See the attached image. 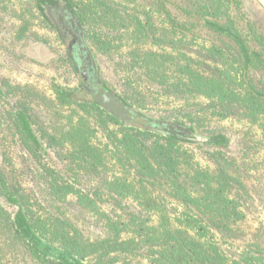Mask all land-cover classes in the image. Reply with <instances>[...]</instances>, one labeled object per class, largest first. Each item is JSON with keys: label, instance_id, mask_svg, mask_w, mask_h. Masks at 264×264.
<instances>
[{"label": "trees", "instance_id": "obj_1", "mask_svg": "<svg viewBox=\"0 0 264 264\" xmlns=\"http://www.w3.org/2000/svg\"><path fill=\"white\" fill-rule=\"evenodd\" d=\"M59 1L83 27V45H87L84 17L73 9V0H33L64 45L66 41L46 8ZM90 2L92 12L98 14L92 16L95 25L101 19L112 22L109 29H129L126 3ZM114 2L119 10L112 8ZM184 2L183 18L203 21L201 28L222 39L224 45H202L199 51L203 56L198 55L196 63L184 60L186 64L176 72L170 70L175 61L170 55L159 58L160 54H142L138 48L129 52L133 58L122 65L123 70L130 66L147 69L135 78L124 71V93L116 96L128 108L131 124L102 109L88 94L86 84L92 81L97 89L111 92L90 75L84 82L81 68L87 51L79 44L71 51L67 47L63 62L74 77H81L80 83L73 90L52 85L61 105L79 111L72 114L75 120L69 118L68 124L55 128L58 137L49 135L44 142L27 111L9 113L7 127L23 149L28 169L22 170L27 177L23 179L0 162V197L14 210L9 213L0 200V235L5 246L17 247L34 264H264V243L258 241V230H244L254 201L226 157L228 137L216 128L204 136L196 135L200 122L210 118L233 117L264 130V76L259 82L251 76L256 68L264 73L263 53L252 50L233 26L231 0ZM101 8L108 13L102 15ZM164 10L154 12L166 22ZM109 13L113 21H109ZM152 15L153 11L143 19L135 18L142 31L153 25ZM185 32L157 43L143 33L142 40L174 49L176 43L192 42L186 40ZM187 32L191 33L190 29ZM255 39L264 48V39ZM93 40L108 48L122 43L120 37ZM144 83L184 102L201 97L206 104L193 105L196 110L188 113V127L153 121L135 108V104L139 109L145 104ZM3 94L0 88V100ZM49 149L59 152L75 176L88 175L96 184L86 191L65 179L49 164Z\"/></svg>", "mask_w": 264, "mask_h": 264}, {"label": "rangeland", "instance_id": "obj_2", "mask_svg": "<svg viewBox=\"0 0 264 264\" xmlns=\"http://www.w3.org/2000/svg\"><path fill=\"white\" fill-rule=\"evenodd\" d=\"M121 1L124 5L126 3L129 9V17L126 18L128 30L109 29L108 24L112 22L108 23L107 20L101 19L97 20L96 26L92 16L98 14L92 12L94 10L90 6V0H73L72 3L76 13H80L84 17L83 24L88 35L86 36L87 45L84 46V41H82L79 46L83 45L81 50L87 51L86 58L89 57L93 64L89 75L93 80L98 78V81L111 92L110 95L115 97L123 95L124 86L121 79L126 74L135 78L136 75L147 73L145 67L139 66L125 67L123 70L122 65L131 62V57L133 58V56L130 57L129 52L135 51L136 48L142 50V54L150 52L151 54H160L159 58L166 54L174 57L175 61L169 67L172 72L174 70L176 72L186 64L184 60L192 59L196 63L198 55L203 56L204 53L199 51L202 45L208 46L212 43L218 46L224 45L222 39L213 36L205 28H201L203 21L195 19L186 21L183 18L181 8L185 6L184 0H163V2L160 0L161 3L158 4L156 0ZM112 8L120 9L117 4ZM157 8L165 9L163 14L166 22L161 20L158 13L154 12V9ZM229 9V19L233 22V26L245 36L247 44L252 50L262 51L261 60L264 62V48L255 39L256 36H261L264 39V10L256 0H231ZM101 10L102 15L108 13L105 8H101ZM152 11L154 14L151 21L153 25L142 31L135 18L140 16L143 19L145 13ZM166 11L172 21L168 19ZM111 16L109 13V21L114 20ZM90 23L93 24V28L90 27ZM190 24L191 28L188 26ZM177 25L179 27L184 25L185 29L176 28ZM187 29H190L191 33H188ZM179 31H186V40H191L192 44L190 42L176 43L174 49H168L165 46H160L161 44L154 46L149 40L147 43L142 40L143 33L146 34V39H153L156 43L162 38L176 39L175 33ZM109 37L113 39L120 37L122 43L119 41L115 43V46L108 48L105 45L98 46L93 40ZM133 38L138 41L135 42ZM140 40L142 42L138 44ZM65 41L64 45L60 43L57 30L53 24L47 23L45 17L35 7L33 0H0V88L4 93L0 100V162L4 161L7 170H15L17 175L23 176V179L26 176L22 174V170L27 171L25 169H28V164L24 161L23 149L15 142L12 132L7 127V124L10 123L9 113L19 109L27 111L35 131L44 142H47L46 139L49 135L58 137L55 128L68 124L69 118L75 120L72 114L75 110L79 112L74 106L61 105L52 90V85L55 83L68 90L75 89L80 83L81 77H74L69 67L63 62L70 38ZM89 62L86 61L81 71L86 66L90 68ZM262 75L264 76V73L257 68L251 72L255 82L263 80ZM94 85L93 81L86 84L90 97L98 90ZM154 86L144 83L145 104L140 109L138 108L139 104H135V108L140 114L153 121L175 122L188 127L191 120L188 113L196 110L193 105L206 104V100L201 97L190 98L191 100L184 102L177 97L168 95L162 88ZM202 119L204 118H200L201 121ZM214 128L221 130L228 137L229 145L225 149L226 157L252 193L254 206L244 230L246 233L258 230V241L264 243V130L258 125L233 117L228 119L210 118L206 123L200 122L196 128V135L204 136L207 130ZM48 152L49 164L61 171L65 179L74 181L86 191L96 184V180L88 175L77 174L75 176V172L69 170L70 168L62 160L59 152L54 153L52 149H49ZM199 158L204 162L205 158L200 154ZM0 200L8 212L13 213V207L6 202L3 196L0 197ZM94 234L96 233L91 235ZM34 263V261L25 259L17 247L5 246L4 238L0 235V264Z\"/></svg>", "mask_w": 264, "mask_h": 264}, {"label": "flooded vegetation", "instance_id": "obj_3", "mask_svg": "<svg viewBox=\"0 0 264 264\" xmlns=\"http://www.w3.org/2000/svg\"><path fill=\"white\" fill-rule=\"evenodd\" d=\"M46 8L48 10L50 19L59 29V32L62 35L63 39L66 40L68 37L70 38L68 45L69 51L72 50L75 44H81V42L83 41V29L78 20L72 15L70 9L66 7L62 2L52 4ZM86 60L88 62L90 61V68L86 66L81 74L85 83H87L88 79L90 78L89 71L91 69V66L93 65L89 57H87ZM88 91L90 92L92 90Z\"/></svg>", "mask_w": 264, "mask_h": 264}, {"label": "water", "instance_id": "obj_4", "mask_svg": "<svg viewBox=\"0 0 264 264\" xmlns=\"http://www.w3.org/2000/svg\"><path fill=\"white\" fill-rule=\"evenodd\" d=\"M264 10V0H256ZM264 66V62H261ZM93 101L97 103L102 109L108 111L121 121L131 124L132 117L129 115L128 108L115 96L110 95L103 89H98L91 95Z\"/></svg>", "mask_w": 264, "mask_h": 264}]
</instances>
